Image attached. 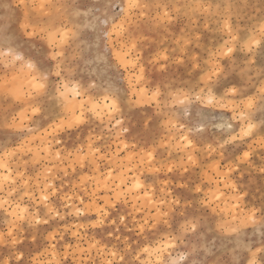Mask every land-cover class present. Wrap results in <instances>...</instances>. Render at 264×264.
<instances>
[{
  "label": "clouds",
  "instance_id": "9594fccd",
  "mask_svg": "<svg viewBox=\"0 0 264 264\" xmlns=\"http://www.w3.org/2000/svg\"><path fill=\"white\" fill-rule=\"evenodd\" d=\"M0 264H264V0H0Z\"/></svg>",
  "mask_w": 264,
  "mask_h": 264
}]
</instances>
